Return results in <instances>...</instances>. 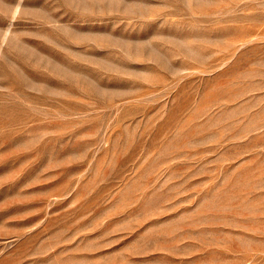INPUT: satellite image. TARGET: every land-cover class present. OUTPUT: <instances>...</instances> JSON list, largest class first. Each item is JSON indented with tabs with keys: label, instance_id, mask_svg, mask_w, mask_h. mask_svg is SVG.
Returning a JSON list of instances; mask_svg holds the SVG:
<instances>
[{
	"label": "rangeland",
	"instance_id": "374dc122",
	"mask_svg": "<svg viewBox=\"0 0 264 264\" xmlns=\"http://www.w3.org/2000/svg\"><path fill=\"white\" fill-rule=\"evenodd\" d=\"M0 264H264V0H0Z\"/></svg>",
	"mask_w": 264,
	"mask_h": 264
}]
</instances>
